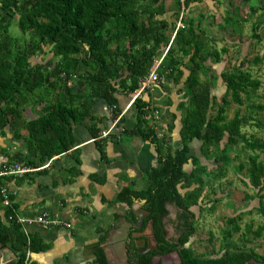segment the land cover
Instances as JSON below:
<instances>
[{
	"label": "trees",
	"instance_id": "16d2710c",
	"mask_svg": "<svg viewBox=\"0 0 264 264\" xmlns=\"http://www.w3.org/2000/svg\"><path fill=\"white\" fill-rule=\"evenodd\" d=\"M173 1L175 6L181 8L182 4L186 8L199 0ZM238 1L249 5V18L261 11L251 22V38L260 42L263 37L258 31L264 26V0ZM165 12V0H0V129L15 125V119L28 105L46 101L37 119L25 122L14 131V138L25 142L26 154H9V164L20 163L32 169L44 165L72 147L71 125L88 117L95 98L102 96L108 105L117 106L116 92L137 91L155 60L162 56L161 47L169 42L165 33L168 24L158 18ZM227 14L217 23V31H226L228 27L239 30V22L244 19L236 12L227 11ZM183 17L184 13L181 16L183 28L177 29L157 71L162 81L176 83L183 79L180 147L172 152L169 133L163 131L159 135L156 131L153 116L160 108L137 96L133 101L135 123L128 133L150 141L155 146L157 162L146 172L141 189H135L132 184L121 189L116 202L129 207L133 223L136 215L131 211L132 205L134 201L142 202V208L149 213L143 228L151 222L153 238L162 253L177 249L184 264L264 262V253L248 247L253 237L262 235L264 224L256 228L253 223L246 224L239 236L242 244L230 243L232 236L241 231L242 214H250L252 210L227 218L223 229L226 244L218 258L196 256L187 246L195 232L193 208L202 211L207 206L202 204L205 191L212 190L213 183L226 176L227 168L233 166L229 153L238 146L248 151V158L246 165L239 163L236 169L245 168L244 184L255 191L254 195L259 198L256 210L264 216V161L256 153L264 152V140L243 130L249 125L264 128V121L255 116L264 113L262 96L258 93L261 89L264 91V84L251 71V67L263 62V57L258 54L249 59L246 56L231 69L221 72L224 92L214 94L208 72L214 64L222 62L223 55L228 56V49L225 46L216 49L215 37L208 35L207 27L202 26L204 16L197 20L196 27L192 18L184 23ZM13 21L21 37L10 35ZM37 54H50L51 58L32 63L31 58ZM125 70L128 71L126 76ZM75 77L84 82L86 93H90L82 98L81 105L63 101L64 91L72 94L69 83ZM116 79H119L118 87L113 82ZM232 103L238 108L229 118L227 109ZM243 106L245 113L241 112ZM113 112L116 115L117 107ZM193 140L201 143L200 156L191 153ZM3 178L4 175L0 176V188ZM252 197L247 194L245 198ZM0 199L2 201L1 195ZM10 199H13L11 194ZM214 205L208 209H214ZM168 207L176 210L173 222L181 234L174 245L165 239L163 219L169 214ZM17 217L13 203L3 206L0 246L6 247L10 242L13 251L21 252L19 264H24L27 248L37 252L45 245H39L35 237L26 235ZM129 253L128 264H151V256L156 254L139 255L134 250ZM96 255L99 264H108L101 249ZM29 264L34 263L29 261Z\"/></svg>",
	"mask_w": 264,
	"mask_h": 264
},
{
	"label": "crops",
	"instance_id": "0c3cea01",
	"mask_svg": "<svg viewBox=\"0 0 264 264\" xmlns=\"http://www.w3.org/2000/svg\"><path fill=\"white\" fill-rule=\"evenodd\" d=\"M210 1H193L186 8L182 4L181 8L171 6L170 3L166 5V12L158 18L168 24L165 33L169 36V42L161 47L163 54L155 60L150 72L158 71L162 57L169 48L179 23H182L183 13V22L192 18L195 27L200 16H204L202 26L207 27L209 34L213 33L209 21L208 25L206 24L208 13L201 12L205 8L209 10ZM41 58L48 60L51 55L37 54L31 58V62H41ZM217 64L212 66L210 73L208 72L214 94L217 90L224 92L220 77L222 71L215 67ZM185 73H188L186 69ZM127 74L128 71L125 70L124 76ZM113 82L116 87L119 86V79ZM181 82L180 80L176 83L166 82L159 79L158 84L156 83L152 89H145L143 94L139 95L143 100L160 108L159 111L157 109L154 111L158 112V118L153 116L156 131L159 135L163 131L169 133L172 152L180 147V101L184 100ZM83 83L75 77L69 83L73 88L72 94L64 91L63 101L81 105L82 98L90 95L86 93L87 88ZM114 96L118 109L116 115L123 113L120 119V124L124 127L123 132L113 134L107 139L97 138L102 131L111 126L115 114L108 110L107 100L98 96L89 110L88 117L72 123L73 144L68 151L50 158L45 163H48L47 167L39 166L24 175H4L3 187L13 193L11 203L14 204L18 216L34 217L46 212L70 224L69 227L41 225L23 227L29 237H35L39 245H45L43 249L31 252L30 261L34 264H99L96 255L98 249L103 251L108 264H128V255L119 248L116 240L122 237L119 232L121 226L133 222L130 221L129 207L125 203L116 202V197L121 189L131 184L135 189L144 186L146 172L156 165L157 152L150 141L128 133L135 123L133 107L135 94L119 91ZM45 105V100L40 104L33 102L15 119V125L0 129V155L8 160L9 154L17 152L26 154L25 142L14 138V131L22 128L25 122L37 119ZM200 145V141L193 140L190 149L197 146L200 149ZM7 165L10 166L9 161ZM3 206L0 199V214H3ZM131 211L136 215L133 205ZM144 233L150 234L149 227ZM139 243L141 244V241Z\"/></svg>",
	"mask_w": 264,
	"mask_h": 264
},
{
	"label": "rangeland",
	"instance_id": "374dc122",
	"mask_svg": "<svg viewBox=\"0 0 264 264\" xmlns=\"http://www.w3.org/2000/svg\"><path fill=\"white\" fill-rule=\"evenodd\" d=\"M210 8L202 9L201 12L208 13L207 21L211 24L212 34L215 37L214 46L216 49H221L225 46L228 49V56L223 55L222 65L217 64V69L219 71H225L226 69H231L233 66L237 65L241 57H248L253 59L256 55H261L263 57V62L257 67H251V71L254 75L261 79L264 84V26L258 31L262 35V40L256 42L251 38V22L254 18L261 13L259 11L257 14L249 18V5L246 3H239L238 0H211ZM171 6L174 5L173 0H165V5ZM227 11L236 12L244 20L239 22V30H232L231 27H228L226 31L219 32L217 23L222 22V18L226 17ZM211 12V13H210ZM9 33L13 37H21L22 33L20 32L17 23L12 22ZM230 57V58H228ZM226 59H229L225 62ZM219 72H217V76ZM217 81V79H216ZM224 90V89H223ZM223 93V91H222ZM258 93L262 96L260 101L264 103V91L263 89L259 90ZM221 91L217 90L216 95H220ZM238 108L236 104H231L228 106L227 115L229 118L233 116L234 111ZM216 106L213 109L212 115L215 113ZM246 107H241V112L245 113ZM255 116L264 121V113L255 114ZM248 135H255L264 140V128H255L246 126L244 129ZM191 153L194 155L200 156L199 147L192 148ZM253 153V152H252ZM259 154L260 160L264 161V152H256ZM229 157L233 160V166H229L226 170V176L221 181H215L213 183V189L207 190L204 193L202 211H198L196 208H193L196 211V222H195V232L190 238V246L197 254L218 256L222 253V250L225 245V240L223 238V229L226 228V220L229 217L236 216L242 212L252 210V213L242 214L240 220L241 231L237 234H234L231 238L230 243L241 245L242 242L239 240V236L242 231L245 229V225L253 223V228H256L259 224H264V216L259 214L256 208L259 207V198L255 196V191L250 188V186L244 184L246 170L243 168L241 171H237L236 167L239 163L247 164L248 151L242 149L241 146L233 148L229 153ZM187 168L190 169L188 166ZM253 195L252 198L246 199V195ZM217 199L218 201H214ZM214 201L213 203H210ZM264 201V200H263ZM213 204L214 209H208ZM175 212H170V217L174 218ZM170 230V235L174 234L172 229V224L167 226ZM248 246L253 247L254 250L262 254L264 253V232L258 238H254L251 242L248 243ZM11 257V255H10ZM169 262V261H168Z\"/></svg>",
	"mask_w": 264,
	"mask_h": 264
},
{
	"label": "built area",
	"instance_id": "2783aa9c",
	"mask_svg": "<svg viewBox=\"0 0 264 264\" xmlns=\"http://www.w3.org/2000/svg\"><path fill=\"white\" fill-rule=\"evenodd\" d=\"M179 27L183 28V24L180 22ZM159 76L156 70L151 71L146 78L143 79V81L140 84V88L134 92L135 96H139L143 90L145 89H152V87L158 83ZM116 106L112 105L108 107V110L113 113ZM114 114V113H113ZM123 113H119L117 115H114V121L111 124V126L105 130L102 131L97 138H109L112 137L113 134L118 135L119 133L124 131V127L122 124H120V119L122 117ZM158 112H154V117L158 118ZM154 125L156 126V122L154 121ZM7 158L3 155H0V176L2 175H24L29 172H32L33 169L29 167H25L20 163H14L10 165L9 167H6L7 165ZM48 163L43 165V167H47ZM36 170V169H35ZM38 170V169H37ZM10 194L13 195L10 191H8L5 187L0 188V195L2 197V204L4 206L9 207L11 205V199ZM17 222L22 226H29V225H41L44 227H55V226H65L69 227L70 224L61 220L59 217L48 215L46 212H43L39 215H36L34 217H23L18 216ZM24 229V228H23ZM25 234L27 235V232L24 230ZM30 255L31 251L29 248L26 249L25 254V260L24 264H29L30 261Z\"/></svg>",
	"mask_w": 264,
	"mask_h": 264
},
{
	"label": "flooded vegetation",
	"instance_id": "af4514ba",
	"mask_svg": "<svg viewBox=\"0 0 264 264\" xmlns=\"http://www.w3.org/2000/svg\"><path fill=\"white\" fill-rule=\"evenodd\" d=\"M168 209H169V214L163 219L164 230H165V239L167 241H169L170 244L174 245V244L178 243L179 238L181 239V234L177 232L176 223L173 222L176 219V213L174 215V218L170 217V212L175 210V208L174 207H168ZM175 212H176V210H175ZM148 224L152 225L151 222H149ZM170 224H172V229L174 231V234H171V235H170V230L167 227ZM149 230H150V237H149L150 242H146L143 245L141 240L132 239L130 241V243L127 245L128 258H129V254H130L129 252L133 251V250H134V252L138 253L139 255L150 254V253L155 252L156 254H153L151 256V264H184L181 256L179 257L177 249L171 250V252H169V253H165V254L162 253V249L158 247L157 242L153 238L152 227L151 228L149 227ZM140 241H141V244L139 243ZM225 244H226V242H225ZM141 245H143V246L141 247ZM155 245H156L157 249H153L155 247ZM187 246H190V239L187 242ZM229 247H232V245L229 244ZM248 247H250V246H248ZM3 248H5V247L0 246V252ZM180 249H181V247H180ZM192 250H193V248H192ZM223 252H224V250H222V253ZM194 253L196 254V256H199L202 258H204V257H206V258H218L219 257V255L218 256H210V255L197 254L195 251H194ZM257 262H260V261H257Z\"/></svg>",
	"mask_w": 264,
	"mask_h": 264
},
{
	"label": "water",
	"instance_id": "95a60500",
	"mask_svg": "<svg viewBox=\"0 0 264 264\" xmlns=\"http://www.w3.org/2000/svg\"><path fill=\"white\" fill-rule=\"evenodd\" d=\"M133 209L134 213L137 216L135 223H127V226H121L119 232L122 237L116 240L118 241L119 248H121L124 254L127 253V245L132 239L141 240L143 245L146 242H150V234L144 233V230H146V228L148 227L151 228L152 225L148 224L149 226L147 225L145 228H143V221L149 213L142 208L141 202L139 201H136L135 204H133ZM111 239L113 240L114 238L111 237ZM143 245H141V247ZM153 249H157L156 245ZM20 254L21 252L13 251L10 242H8L6 247L3 248L0 252V264H19L18 256ZM247 264H264V262L251 260Z\"/></svg>",
	"mask_w": 264,
	"mask_h": 264
}]
</instances>
